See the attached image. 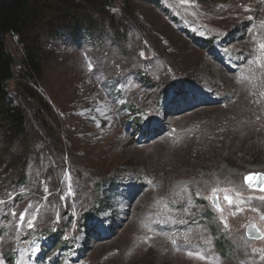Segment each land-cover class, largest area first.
I'll list each match as a JSON object with an SVG mask.
<instances>
[{"label":"rangeland","instance_id":"374dc122","mask_svg":"<svg viewBox=\"0 0 264 264\" xmlns=\"http://www.w3.org/2000/svg\"><path fill=\"white\" fill-rule=\"evenodd\" d=\"M127 10L118 37L46 41L36 82L7 39L27 125L0 127V264H264V0Z\"/></svg>","mask_w":264,"mask_h":264},{"label":"trees","instance_id":"16d2710c","mask_svg":"<svg viewBox=\"0 0 264 264\" xmlns=\"http://www.w3.org/2000/svg\"><path fill=\"white\" fill-rule=\"evenodd\" d=\"M132 1L0 0V127L7 139L22 137L27 125L23 108L14 104L10 92L9 84L15 79L17 64L7 39L16 37L22 45L23 74L28 81L36 82L48 57L46 41L66 37L79 42L96 35L100 39L105 30L118 37L128 29L133 17L127 10ZM120 4L129 20L115 12L114 8Z\"/></svg>","mask_w":264,"mask_h":264},{"label":"water","instance_id":"95a60500","mask_svg":"<svg viewBox=\"0 0 264 264\" xmlns=\"http://www.w3.org/2000/svg\"><path fill=\"white\" fill-rule=\"evenodd\" d=\"M253 176L254 179L251 183L248 182L247 177ZM245 184L253 190H259L262 191L261 189H264V173H249L245 177ZM214 205L217 206V201L216 199L213 201ZM246 234L251 238V239H260L263 236V233L255 226L249 225L246 228Z\"/></svg>","mask_w":264,"mask_h":264},{"label":"snow or ice","instance_id":"6c2138e0","mask_svg":"<svg viewBox=\"0 0 264 264\" xmlns=\"http://www.w3.org/2000/svg\"><path fill=\"white\" fill-rule=\"evenodd\" d=\"M253 179H254L253 176L247 177V180H248L249 183H251L253 181ZM261 190L264 191V189H261ZM225 199L228 201L229 204H231L233 202L231 197L226 196ZM217 208H220L219 204H217ZM26 215H27L26 213L23 214V220L26 218ZM23 220H21V221H23ZM28 227L29 228L33 227V221H29L28 222Z\"/></svg>","mask_w":264,"mask_h":264},{"label":"bare ground","instance_id":"6f19581e","mask_svg":"<svg viewBox=\"0 0 264 264\" xmlns=\"http://www.w3.org/2000/svg\"><path fill=\"white\" fill-rule=\"evenodd\" d=\"M244 108H245V107H244ZM241 111H242V109H241ZM239 112H240V111H239ZM239 112H238V113H239ZM243 112H244V111H243ZM236 113H237V112H236ZM240 113H241V112H240ZM240 113H239V115H240ZM242 114H243V113H242ZM237 115H238V114H237ZM237 115H236V119H237ZM238 118H239V119H237L238 121L236 120L237 122H240V123L245 122V125L247 124V126H249V128H250V124H249L248 119H245L243 115H242L241 117H238ZM234 122H235V119H234ZM237 122H236V124H238ZM256 122H258V121H256ZM234 124H235V123H234ZM245 125H244V126H245ZM242 126H243V125H242ZM244 126H243V127H244ZM239 127H240V126H239ZM241 130H242V128H241ZM244 130H246V129H244ZM249 139H250V138H249ZM235 141H236V140H235ZM200 144H201V143H200Z\"/></svg>","mask_w":264,"mask_h":264},{"label":"flooded vegetation","instance_id":"af4514ba","mask_svg":"<svg viewBox=\"0 0 264 264\" xmlns=\"http://www.w3.org/2000/svg\"><path fill=\"white\" fill-rule=\"evenodd\" d=\"M246 177V176H245ZM245 177H244V181H245Z\"/></svg>","mask_w":264,"mask_h":264}]
</instances>
